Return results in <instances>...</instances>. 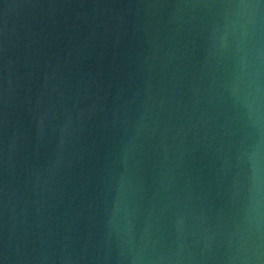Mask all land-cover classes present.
<instances>
[{
  "label": "water",
  "instance_id": "95a60500",
  "mask_svg": "<svg viewBox=\"0 0 264 264\" xmlns=\"http://www.w3.org/2000/svg\"><path fill=\"white\" fill-rule=\"evenodd\" d=\"M0 264H264V0H0Z\"/></svg>",
  "mask_w": 264,
  "mask_h": 264
}]
</instances>
